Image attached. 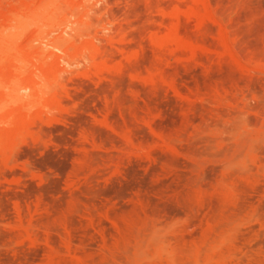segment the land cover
Masks as SVG:
<instances>
[{"label": "rangeland", "instance_id": "rangeland-1", "mask_svg": "<svg viewBox=\"0 0 264 264\" xmlns=\"http://www.w3.org/2000/svg\"><path fill=\"white\" fill-rule=\"evenodd\" d=\"M0 89V264H264V0H0Z\"/></svg>", "mask_w": 264, "mask_h": 264}, {"label": "bare ground", "instance_id": "bare-ground-1", "mask_svg": "<svg viewBox=\"0 0 264 264\" xmlns=\"http://www.w3.org/2000/svg\"><path fill=\"white\" fill-rule=\"evenodd\" d=\"M55 1V0H54ZM49 4V3H48ZM52 4V3H51ZM50 5V4H49ZM53 5V4H52ZM42 7H44V6H47V4H45V5H41ZM51 7H54V10H55V8H56V10H57V7H55V6H51ZM50 7V8H51ZM45 9H46V7H45ZM46 10H49V9H46ZM30 12H32V11H30ZM45 12V11H44ZM45 14V13H44ZM35 16H33L34 18L36 17V15H37V13L36 14H34ZM26 16V15H25ZM39 16V15H38ZM85 16V15H84ZM33 17H31V18H33ZM30 21H32V19H29ZM26 23V22H25ZM29 22H27V24H28ZM72 25V24H71ZM3 29V28H2ZM15 31H17L16 30V28H15ZM19 31V30H18ZM1 32H2V30H1ZM4 33V32H3ZM4 34H6V33H4ZM17 34V33H16ZM7 35V34H6ZM2 36V35H1ZM16 36H18V35H16ZM78 37V36H77ZM14 38H16V37H14ZM70 38H72V37H70ZM79 38V37H78ZM9 40V39H8ZM11 42H12V40H11ZM3 43V42H2ZM66 44V43H65ZM6 51H12V50H10L9 49V47H7L6 49H5ZM20 63H21V61H19ZM23 62V61H22ZM24 63V62H23ZM45 84V83H44ZM2 88V87H1ZM43 88H45V87H43ZM6 89V88H5ZM5 89H3L2 88V90H5ZM11 89H13V88H11ZM1 90V89H0ZM14 90V89H13ZM50 91V90H49ZM45 96V95H44Z\"/></svg>", "mask_w": 264, "mask_h": 264}]
</instances>
